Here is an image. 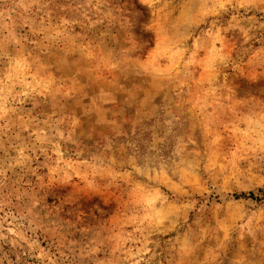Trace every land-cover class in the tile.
<instances>
[{
    "label": "rangeland",
    "instance_id": "374dc122",
    "mask_svg": "<svg viewBox=\"0 0 264 264\" xmlns=\"http://www.w3.org/2000/svg\"><path fill=\"white\" fill-rule=\"evenodd\" d=\"M0 264H264V0H0Z\"/></svg>",
    "mask_w": 264,
    "mask_h": 264
}]
</instances>
